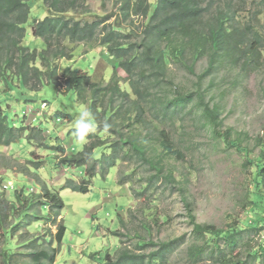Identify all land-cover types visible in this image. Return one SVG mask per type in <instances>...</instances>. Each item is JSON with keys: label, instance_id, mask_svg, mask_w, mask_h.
Returning <instances> with one entry per match:
<instances>
[{"label": "trees", "instance_id": "1", "mask_svg": "<svg viewBox=\"0 0 264 264\" xmlns=\"http://www.w3.org/2000/svg\"><path fill=\"white\" fill-rule=\"evenodd\" d=\"M32 1L35 0H0V84L8 91L21 84L36 92L51 82L61 88L60 62L74 57L72 46L78 43L106 47L107 54L119 62L108 84L93 82L81 69L71 70L64 78L63 93H76L78 101L89 107L98 122L97 132L89 136L83 151L69 153L61 159L65 168H85L83 172L89 180L84 179L83 185L70 180L64 186L75 192L88 193L92 178L98 173L106 177L119 163L122 167L126 163L133 166L131 173L119 169V186L129 183L133 186L141 169L156 172L145 182L143 191L135 189L140 196H144L161 176L168 183L174 182L173 168L165 161L184 158L181 144L173 138V133L181 129L177 124L201 109V117L213 127L217 136L218 126L222 125L221 107L207 101L208 88L204 86L207 77L211 78L220 66L243 63L242 70L257 67L264 53L260 48L264 47V29L259 30L254 24L260 25L262 11L257 9L247 19L242 15L249 0H158L155 7L150 0H115L117 12L105 16L88 11L87 0H38L44 4L47 15L34 21L32 35L44 41L42 50H31L24 45ZM263 4L264 0L257 1V6ZM113 18L115 20L110 22ZM204 59L207 68L198 73L199 62ZM117 69L125 73L129 91L122 89ZM178 69L196 77L193 89L177 83ZM214 84L215 80H210L208 87ZM190 106L192 108L188 109ZM64 116L72 121V116ZM105 121L112 125L108 135L102 131ZM44 132L30 125L17 127L0 107V148L22 140L31 145L36 138H44ZM36 145L41 144L37 142ZM42 145L47 144L43 142ZM54 149L62 154L66 152L64 148ZM98 149L103 150L100 158L95 157ZM2 159L5 157L0 156ZM31 163L36 165L33 168L40 169L43 161ZM247 167L254 174L256 201H259L264 197L260 192L264 189V155L248 161ZM181 185L179 191L193 229L186 264H233V253L249 242L245 241L246 232L264 227V205L261 208L254 202L253 214L241 224L219 229L197 221L185 196L184 183ZM14 199L15 203L0 200L1 241L6 240L9 232L13 238L17 232H25L18 237L19 247L15 254H9L6 249L0 251V264H55L67 231L64 223L56 224L54 220L64 209L60 193L47 188L39 194L21 190L15 192ZM42 206L50 210L46 217L40 214ZM12 220L17 223L10 231ZM37 220L53 222L57 226L56 234H30L28 227ZM119 221L124 224L122 217ZM113 233L122 236L118 231ZM44 236L45 242H42ZM52 238L57 248L46 247L53 243ZM136 239L134 249L125 246L127 241H120L115 255L96 254L90 258L103 260V264H168L171 253L185 242L186 236L158 244L141 237ZM151 247L153 250L147 254ZM248 249L252 263L264 257V247Z\"/></svg>", "mask_w": 264, "mask_h": 264}, {"label": "rangeland", "instance_id": "2", "mask_svg": "<svg viewBox=\"0 0 264 264\" xmlns=\"http://www.w3.org/2000/svg\"><path fill=\"white\" fill-rule=\"evenodd\" d=\"M150 1L152 7H155L158 0ZM255 1L249 0L242 15L247 19L252 12L260 9L261 23L254 24L262 30L264 4L257 6L258 0ZM87 5L88 11L100 16L118 10L115 0H87ZM30 6L32 14L26 25L24 45L31 50H42L45 43L32 35V27L34 21L44 19L47 12L41 1H32ZM113 20L115 18L110 22ZM140 21L147 23V20ZM72 47L74 57L60 62L61 88L51 82L36 92L25 89L21 84L8 91L0 84V107L9 120L19 128L25 125L41 128L46 138H36L31 145L22 140L0 148V156L5 157L0 160V200L15 203V192L21 190L39 194L43 188H47L60 193L64 209L54 220L56 224L64 223L67 231L55 264H103V260L95 261L90 256L98 254L103 257L107 253L115 255L121 246L120 241H127L125 246L134 249L138 242L136 237L158 244L183 236H186L185 242L171 253L168 264H186L187 247L193 238V229L184 198L179 191L182 182L186 188L185 196L197 221L202 224L225 229L229 224L239 225L251 216L254 202L263 208L264 197L256 201L254 174L247 167V162L264 155V53L257 67L242 70L243 63L239 66L225 65L218 67L211 78L207 77L204 85L208 88L207 101L211 105L219 104L222 110V125L218 126V136L213 127L201 117V109L200 112L196 109L185 122L177 124L181 126L180 131L173 133V138L181 144L184 154L183 159L165 161L168 166H172L175 181L168 183L161 176L144 196H140L135 189L143 191L145 182L150 181L156 172L141 169L134 179V187L130 183L119 186V169L125 173L133 171V166L127 163L123 167L119 163L106 177L98 173L89 182L90 191L86 194L64 188L70 180L76 185H83L84 179L89 180L83 172L85 168H65L61 162L69 153L83 151L85 144L77 143L71 134L72 124L81 108L89 109L78 101L76 93H63L64 78L71 70L81 69L89 74L93 82L108 84L119 64L118 60L107 54L106 47L99 44L78 43ZM260 48L264 50V47ZM38 66H41L39 62ZM206 68L207 62L204 59L199 62L198 73H203ZM117 74L122 78V89L129 91V85L124 79L125 73L117 69ZM213 79L215 84L209 88L208 83ZM196 80L195 76L177 70L176 81L183 88L193 89ZM64 115L72 116V121L69 122ZM43 142L47 145H42ZM52 148H64L66 152L62 154ZM102 153V149L96 150L95 157L100 158ZM39 161H43L42 167L33 168L36 165L31 162ZM260 192L264 195V189ZM49 213V208H40V214L44 217ZM119 217L124 219V224H121ZM16 223L11 221L10 231ZM53 224L51 221L37 220L28 227V232L38 236H46L47 232H51L54 236L57 226ZM116 231L122 236H114L113 232ZM23 232L25 230L17 232L15 238L9 232L5 241L0 238V251L6 249L9 254H15L19 247L18 237ZM45 236L41 237L42 242H45ZM52 241L46 247L57 248L54 238ZM245 241H249L245 248L240 247L233 253V264H264V257L252 263L248 253V248L258 250L264 247V227L246 232ZM151 250L152 247L148 248L146 253Z\"/></svg>", "mask_w": 264, "mask_h": 264}, {"label": "clouds", "instance_id": "3", "mask_svg": "<svg viewBox=\"0 0 264 264\" xmlns=\"http://www.w3.org/2000/svg\"><path fill=\"white\" fill-rule=\"evenodd\" d=\"M98 122L95 120L92 112L88 108H81L78 116L72 124V135L75 141L81 145L87 143L91 134L97 132ZM112 125L105 121L102 124V131L105 135L110 134Z\"/></svg>", "mask_w": 264, "mask_h": 264}, {"label": "built area", "instance_id": "4", "mask_svg": "<svg viewBox=\"0 0 264 264\" xmlns=\"http://www.w3.org/2000/svg\"><path fill=\"white\" fill-rule=\"evenodd\" d=\"M44 105V107L46 106V104H43Z\"/></svg>", "mask_w": 264, "mask_h": 264}]
</instances>
